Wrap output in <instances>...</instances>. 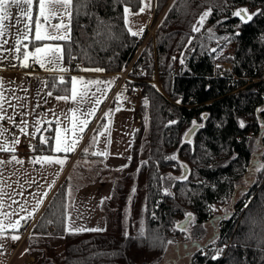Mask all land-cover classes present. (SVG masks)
Instances as JSON below:
<instances>
[{
	"label": "trees",
	"instance_id": "1",
	"mask_svg": "<svg viewBox=\"0 0 264 264\" xmlns=\"http://www.w3.org/2000/svg\"><path fill=\"white\" fill-rule=\"evenodd\" d=\"M139 5V0H90L79 15L73 11L71 41L35 42L31 36L24 43L31 50L34 44L64 45L63 64L70 71L80 72L77 66L101 68L103 74L127 71L124 86L141 91L129 160L111 180L112 206L102 207L105 229L65 230L64 182L31 227L34 236L61 240V254L49 238L31 239V251L40 253L32 264H157L168 242L183 237L177 225L186 214H192L194 226L206 225L215 220V205L230 210L218 217L211 242L195 245L190 264H264V170L254 168L264 165V15L247 24L232 15L242 8L264 12V0H154L153 38L147 28L135 37L127 30L123 9L135 13ZM209 7L212 14L193 32ZM37 11L34 0L32 20ZM48 87L53 89L50 80ZM194 120L204 127L185 142ZM51 146V139L48 145L40 142L44 153ZM172 156L176 159H168Z\"/></svg>",
	"mask_w": 264,
	"mask_h": 264
},
{
	"label": "crops",
	"instance_id": "2",
	"mask_svg": "<svg viewBox=\"0 0 264 264\" xmlns=\"http://www.w3.org/2000/svg\"><path fill=\"white\" fill-rule=\"evenodd\" d=\"M152 3L154 6V0H152ZM36 18L32 20L33 30L30 36H34V21ZM151 21L152 18L147 27L151 24ZM41 22L43 23L42 19ZM59 22V19L51 20L53 25ZM45 27L49 26L45 24ZM26 41L23 40L21 42V52L17 54V57H20L18 61L6 67L1 66L2 63L0 62V81L3 82V86L0 88V95L4 97L3 108L6 110V117H13L15 120V124L11 123L7 118L0 121L3 129L6 130L3 135H0V146H4L7 139V145L14 148L12 152L0 150V160L7 162L15 156L17 160L24 162L19 164L13 160L12 163H5L0 166V172H2V175H0V190L7 194L0 196V201L4 205V208L0 211L11 212L16 210L18 213L9 218L0 215V221L7 226L16 220H20L21 225L18 229L6 227L5 239L0 240V243L3 244V247L0 248V264H32L36 260L39 253L38 251H31V236L29 235L31 227L54 195L56 189L64 182L67 184L68 172L71 167L73 169L77 164L79 166L76 170L77 181L75 190L71 197L68 194L66 195L69 206L67 214L71 215L76 227L105 229V217L102 207L108 199H111L112 195V183L108 178L113 172L119 171L126 166L130 156L132 135L139 122L134 118L133 111L130 109L137 123L133 130L131 131L129 126L131 118L127 121L128 123H125V126L122 123L120 124V122L119 125L117 124V114L120 112V106L123 105L125 108H130L129 104L133 101L132 92L123 83L119 90L130 94V101L121 104L120 100L114 96L106 98L96 106L97 110L92 116L94 122L89 127V129L92 127L93 130L90 134H88L89 130H86V132L84 130V133H78L82 138L74 151L69 153H56L55 151H51L48 154L44 153L40 147V135H45L44 132L47 131L49 136H54L57 118L61 121L59 125L61 129H70L72 127L71 113L68 110L75 107V104L71 101L64 102L55 99L57 96L55 94L48 96L47 93L50 89L48 83L46 86L44 82H49V80L52 82L57 76L64 75L66 79L75 76L99 80L112 79L119 83L120 74L86 73L84 71L77 73L72 71L67 73L50 72L41 68L39 64H34L31 57L29 58L28 67H23L21 66L23 53L34 51V49L31 50L24 44ZM62 66L67 68L64 64ZM84 107L91 108L93 104L89 103L84 105ZM108 110H110V118L106 120L104 116ZM37 120L41 121L39 125L35 123ZM23 121L27 122V135L20 131V128L24 127ZM49 121L51 123H48ZM99 125H102L99 131L103 132V135H100L101 132H97L96 138L98 142L93 144V139L91 142L90 139ZM37 127L40 128L39 133L36 131ZM105 127H107V131H105ZM64 135L71 137V132L64 133ZM16 139L19 140V143L13 144ZM23 139H27L30 142L36 141L39 146L33 147L35 151L30 145L23 147L21 145ZM54 146L55 144L52 140L51 148H54ZM103 152H107L108 155L105 157L93 154ZM42 155L66 159V163L62 168L60 166L56 170L57 164L41 166L39 163L33 164L31 162L33 158ZM85 155H92L95 158L88 159ZM91 171L92 178L89 176ZM47 181L48 188L45 186ZM67 186L68 192L71 187L69 183ZM43 189H46L48 195L44 198L43 204L37 209V199L40 198L39 194L43 193ZM33 194L37 195L34 196ZM13 200L18 203H13ZM21 206L26 210L20 211ZM30 212H34V215L29 217L28 213ZM21 217L28 218L25 221ZM25 222L29 224L26 228H23ZM12 235H18L20 238L13 241L10 239Z\"/></svg>",
	"mask_w": 264,
	"mask_h": 264
},
{
	"label": "snow or ice",
	"instance_id": "3",
	"mask_svg": "<svg viewBox=\"0 0 264 264\" xmlns=\"http://www.w3.org/2000/svg\"><path fill=\"white\" fill-rule=\"evenodd\" d=\"M36 6L38 8V15L36 20L34 21L35 25V31L34 36H32V41L35 42H42V41H71V24L73 19V11L76 12L77 15L81 13L82 10L86 9L88 7V4L90 3V0H76L74 4V0H35ZM118 3H124L125 0H117ZM130 2V0H129ZM140 3L143 4V7L139 8V11L135 13L136 15L143 13L145 8L151 7V0H139ZM34 0H0V38H2L6 32H8V28L5 26V21H10L12 19L11 9L13 7L19 9L18 16L16 18V25H19L23 19H26L29 23L25 25V31L23 32V35L21 38H18L16 40V44H21L22 39H29V36L32 33V8H33ZM26 6V7H25ZM57 8L63 9L62 12H58ZM87 14V13H85ZM131 9L127 6L123 9V19L125 24H129V16L132 15ZM212 14V9L209 7L208 10L204 11L197 21V25L192 26L193 32H199L200 29L204 26L205 21L207 18ZM233 16L239 17L240 21L244 24H247L248 22L252 21L253 16L255 15H264V12L257 11L256 13H249L247 9H239L232 13ZM65 17L67 18V23H64ZM41 19L43 20V23L41 22ZM52 19H59V23L51 24ZM100 24H103V21L99 22ZM45 24H47L49 27H45ZM51 29V30H50ZM128 32L132 36H138L141 33L133 31L131 27H129ZM142 31V30H141ZM210 37L212 38L214 36L213 33H211V30H209ZM97 35H100V30L97 28ZM109 38L111 37V34L109 33ZM239 35V33H237ZM227 39V37H225ZM31 42V41H30ZM6 40H0V49H3V45L6 44ZM189 43H191V39L189 40ZM15 51L17 53L21 52L20 47H16ZM64 51L65 46L60 44H34V51L33 52H24L23 53V61L24 63L21 65L23 67H28L27 61L29 58H32V62L34 64H39V66L46 71L50 72H57V73H67L70 71L69 68H65L62 66L63 59H64ZM215 51V49H213ZM70 60L76 59L75 56L71 54L69 51L68 53ZM86 55V53H85ZM20 57L18 56L17 59ZM176 58L173 57V60ZM181 64L184 63L183 58L181 59ZM50 66V67H49ZM78 70L81 71H93V72H102L103 69L101 68H79ZM47 86V81L44 82ZM113 82L111 81H102L99 79L95 80H85L82 77H71L70 79H66L64 75H59L52 81L53 89L50 90L47 95L52 96L53 91H58L62 93L61 95H58L55 97V99L64 101V102H73L76 107L69 109L68 111L71 113V121H72V127L61 129L59 127L61 121L59 118L56 120L57 127L55 128V135L52 137H44L41 136V144L42 145H48L49 140L54 141V148L49 149L50 151H55L56 153L64 152L69 153L75 150L77 147L80 139L82 138L78 133H83L85 128L87 127L88 123L90 122L87 117H91L95 114L97 108L100 103L103 102V99L106 96V92L108 91V88L101 89L100 85H111ZM60 85H63L64 87H60ZM3 82L0 81V88H2ZM96 86V91L100 92V96H96L95 93L89 94L90 88ZM117 99H120V96H117ZM3 101L4 97L0 95V121L5 120L7 118L11 123L15 124V120L13 117H6V110L3 108ZM93 104V107L91 108H85L84 105L86 104ZM179 103V101H178ZM145 104H147V101H145ZM67 118V113L65 114ZM110 113H105V116H109ZM202 120L207 119V114H203L201 116ZM24 124L23 128H20V131L23 132L25 135H27V122L23 121ZM37 125L41 123V121L37 120L35 122ZM48 123H51L49 121ZM171 123H176L175 121H171ZM240 126L243 127V122L240 123ZM203 124H197V122L194 120L192 121V128L188 130V132L185 133V137H189L193 131L197 128H203ZM6 131L3 129L2 124H0V135H3V132ZM37 133L40 132V128L37 127L36 129ZM105 131H107V127H105ZM71 132V137L64 135V133ZM100 135H103V132L100 133ZM93 144L97 143V138L93 137ZM19 140L16 139L13 141V144H18ZM0 150L2 151H14L13 147H9L7 145V139L4 146H0ZM33 151L35 149L33 148ZM87 151V150H85ZM94 155H103L107 156V152L103 153H93ZM168 159H176L175 156L168 157ZM15 160L16 163L23 164L24 162L22 160H17L15 156L12 157V160H9L7 162L0 160V166H3L5 163H12V161ZM33 164L39 163L41 166H44L45 164L51 165V164H57L60 165L61 168L66 163V159H61L59 157H54L51 155H42L36 158H33L31 161ZM256 171H262L264 170V165L256 164L254 166ZM0 175H2V172H0ZM183 179H186V177H182ZM171 179V177H169ZM51 187V186H50ZM50 190V189H49ZM68 196L71 197V189H68L67 192ZM165 195H168L167 189H165L164 192ZM7 195L6 193H3L2 190H0V196ZM34 196L37 194H33ZM48 195V192L45 191L42 194H39L40 198L37 199V209L38 207L43 204L44 198H46ZM13 203H18L17 201L13 200ZM248 205L245 204V207ZM9 207H11L9 205ZM61 207H64L63 205ZM4 208V205L2 201H0V210ZM26 209L21 206L20 211H25ZM35 211V210H34ZM18 214L16 210H13L11 212H2L0 211V215H3L5 218H9L12 215ZM34 215V212L28 213V216ZM55 215V213H53ZM186 216L191 218L192 214L187 213ZM61 223H64L65 230L69 233H83L85 231L88 232H96V231H103V229L99 228H85L83 226L76 227L74 226V222L72 220V217L70 214L61 213ZM28 217H21V219L27 220ZM52 221H49L51 223ZM20 220H16L14 223H10L7 226L3 224L2 221H0V240L5 239V230L7 228L11 229H18L20 227ZM127 236V234H125ZM141 235H143V230H141ZM20 237L18 235H12L10 237L11 240L15 241L18 240ZM168 243H172V241H169ZM3 247V244L0 243V248Z\"/></svg>",
	"mask_w": 264,
	"mask_h": 264
},
{
	"label": "rangeland",
	"instance_id": "4",
	"mask_svg": "<svg viewBox=\"0 0 264 264\" xmlns=\"http://www.w3.org/2000/svg\"><path fill=\"white\" fill-rule=\"evenodd\" d=\"M145 2H147V0H145ZM140 7H143L142 3H140L139 8ZM57 11L62 12L63 9L57 8ZM138 11H139V9H138ZM137 12H135V13H137ZM18 13H19V9H17L15 7H13L11 9L12 19L10 21H5V26L8 28V32H6V34L2 38H0V40H6L7 41V43L3 45V49H0V62L2 63L1 66H3V67L11 66L12 63L18 61V59H17L18 53L15 51V48L20 47V46L22 47V43L17 45L16 40L18 38L22 37L23 32L25 31V25L29 23L26 19L25 20L23 19L19 25H16V18L18 16ZM132 13L133 14L129 16V24H126L127 27L128 28L131 27L133 31L140 32L141 34L138 36H141L144 33L145 29L147 28V30H148V36L147 37L153 38V34H154L153 28H155L157 23H155V24L151 23L147 27V24L149 23L150 19L152 18V13H153L152 0H151V7L145 8L143 13H140L138 15H136L134 12H132ZM249 13L251 14V12H249ZM159 19H158V21H159ZM64 23H67L66 17L64 19ZM31 35H32V33H31ZM30 38H31V36H29V39H22V41L23 40L28 41V40H30ZM21 47H20V49H21ZM231 51H232V49L230 47H228L227 52H231ZM21 60H22L21 64H23L24 61H23V59H21ZM27 63L29 64V60L27 61ZM223 66H224V68H228L227 65H223ZM80 72H83V71H80ZM86 73H89V72L86 71ZM91 73H98V72H91ZM84 79L85 80H95L93 78H90V79L84 78ZM102 81L113 82L111 85H100L99 86L101 89L108 88V91L106 92V96L103 100H105L108 97L112 98L114 96H115V98H117V96L119 95L120 96L119 100H120L121 104L123 102L128 103L130 101L131 95L119 90L121 85L118 86V81H115L112 79L102 80ZM92 93H95L96 96L101 95L100 92L96 91V86H93L90 88L89 94L91 95ZM75 107H76V105H75ZM130 109L131 108L123 107V105L120 106V112H119V114H117L118 115V123L117 124L119 125V122H120V124L122 123L125 126V123H128L127 121H129V119L131 118L129 126H130V130L132 131L133 128L137 125V123H136L135 119L133 118V114H132ZM130 112H131V114H130ZM107 113H110V110H108ZM104 118L106 120H109L110 115L107 117L104 116ZM87 119H89L90 122L88 123L87 127L85 128V132H86V130H89L88 134H90L91 131L93 130V128L91 127V129H89V127L91 126L90 124L94 122L93 121L94 119L92 116L87 117ZM122 121H125V122H122ZM71 124H72V121H71ZM100 126H102V125H99L97 127V129L95 130V132L93 133V135L90 139V142L92 141L94 136L96 137L97 132H101V131H99ZM78 166H79V164H77L73 169H72V167L70 168L68 175H67V179H66L67 184L69 183V186L71 187V195L75 190L74 188H75V184L77 181V171L76 170H77ZM59 168H60V165H57L56 170H58ZM114 175H115V172H114V174L109 176L108 179L113 180L112 178H114ZM89 176L92 178V176H93L92 171L89 173ZM47 183H48V181L45 183V186L48 188ZM45 191H46V189H43V193ZM105 206L109 207V208L112 206L111 199H108L106 201ZM211 209L213 212V218L215 220L212 223H208L206 225L194 226L192 224V217H191L189 222L187 223L186 227L182 230L184 232L183 237L178 239V240L172 241V243L168 244L163 259L157 264H190L191 263V257L194 254V252L196 251L195 245H199V246L208 245L219 230L218 229L219 228L218 217L224 216L230 210L228 205H223V206L222 205H215V206H212ZM29 235L31 236L30 239H36V240H38V239L42 240L43 239L45 241V240H47L46 238H49L48 240H50L51 246L58 249L59 254H61V246H62L61 240L54 239V238H52V236H49V235L45 236V239H44V237L40 238V236H34L31 233V230H30ZM39 255H40V253H39Z\"/></svg>",
	"mask_w": 264,
	"mask_h": 264
},
{
	"label": "built area",
	"instance_id": "5",
	"mask_svg": "<svg viewBox=\"0 0 264 264\" xmlns=\"http://www.w3.org/2000/svg\"><path fill=\"white\" fill-rule=\"evenodd\" d=\"M154 30V28H153ZM152 33V32H151ZM71 65H75L74 63V59L71 61ZM229 67V65H227ZM128 76H127V71L123 72V73H120V80H119V83H118V86H120L121 84L124 83L125 80H128ZM133 94V101L129 104L130 108L132 109L133 111V114H134V118L136 120L139 121V101H140V97H141V91L138 87L135 88V90L132 92ZM21 145L23 147H26L28 145H30L32 148L34 147H38L39 144L36 142V141H28L27 139H23L21 141ZM53 230L50 229V232H52Z\"/></svg>",
	"mask_w": 264,
	"mask_h": 264
},
{
	"label": "water",
	"instance_id": "6",
	"mask_svg": "<svg viewBox=\"0 0 264 264\" xmlns=\"http://www.w3.org/2000/svg\"><path fill=\"white\" fill-rule=\"evenodd\" d=\"M196 130H197V129H195V130L193 131V133H192L189 137H187V138L184 137V141H185V142H190V141H191V138H192V136H193V134H194V132H195ZM185 175H186V169L183 168V172H182L181 178H182V177H185ZM189 220H190V218L187 217L183 222H181V223H179V224L177 225V229H178V230H183V229L186 227V225H187V223L189 222ZM27 224H28V222H25L24 225H23V228H26Z\"/></svg>",
	"mask_w": 264,
	"mask_h": 264
}]
</instances>
